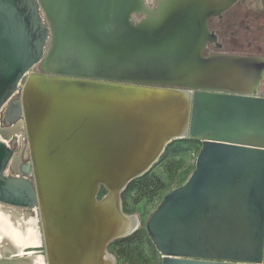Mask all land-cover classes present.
Masks as SVG:
<instances>
[{
    "label": "bare ground",
    "instance_id": "bare-ground-1",
    "mask_svg": "<svg viewBox=\"0 0 264 264\" xmlns=\"http://www.w3.org/2000/svg\"><path fill=\"white\" fill-rule=\"evenodd\" d=\"M60 1L55 0L56 8ZM234 1L139 0L132 13L146 14L153 23L148 25L147 18L136 28L148 26L147 32L167 37L141 50L134 45L142 40L132 35L129 22L123 21L129 0H114V6L112 0H66L79 52L75 58L56 48L52 55L44 54L29 72L21 92L23 105L28 101L31 109L30 116L26 114V146L46 264H86L94 249L100 264H116L104 244L130 235L140 224L136 216L122 211L123 181L138 168L143 167L137 175L146 172L160 147L175 138H188L189 89L62 73H86L89 67L131 73L142 63L147 67L155 62L161 76L145 79L264 97L257 92L264 77V57L212 53L207 58L200 54L203 59L199 61L206 18ZM169 32L172 34L167 36ZM145 55L152 57L147 63L141 62ZM80 88L87 94L105 92L107 99L85 106L81 112L58 107L55 115L35 113L36 107L44 108L55 94H61L64 103L75 101V90L80 92ZM204 101L205 107H211L208 99L201 103ZM101 188L105 194L98 199Z\"/></svg>",
    "mask_w": 264,
    "mask_h": 264
},
{
    "label": "water",
    "instance_id": "water-1",
    "mask_svg": "<svg viewBox=\"0 0 264 264\" xmlns=\"http://www.w3.org/2000/svg\"><path fill=\"white\" fill-rule=\"evenodd\" d=\"M138 3L139 0H129L124 22H129V15ZM73 19L66 0H61L58 8L55 0H0V112L5 111L4 120L13 123L9 127H0V202L37 209L30 152L23 150V138L28 139L26 114L30 116L31 109L27 100V105H23L21 92L29 72L44 56L50 31L53 44L48 55L56 48L75 58L79 46L73 40ZM151 22V19L147 21L148 24ZM129 26L135 33L132 35L142 40L135 43L136 49H145L167 38L157 37L145 27H132L130 22ZM171 34L169 32L167 36ZM202 49L198 51L199 61L203 59L200 56ZM148 56L145 55L141 62H149L152 57ZM143 64L131 72L134 74L106 67H89L86 73L62 74L182 86L191 91L185 117L186 134L189 139L201 141L194 169L183 184L163 196L145 223L148 237L162 256L161 264H264V97L234 89L148 80L145 77L161 76V69L155 62L147 67ZM238 70L245 71L243 67ZM75 92V101L64 103L63 96L55 94L44 108L36 107L35 113L55 115L58 107L81 112L85 106L97 105L108 96L105 92L87 94L82 88ZM207 99L211 107H205V101L201 103ZM14 134L21 136L20 150L16 154L6 145ZM164 148L156 151L147 171ZM27 156L29 160L19 169L18 163ZM8 168L16 176H8ZM141 168L125 178V185L141 176L136 174ZM107 245L104 244V249ZM98 257L94 249L87 263L100 264ZM35 259L31 254L18 255L0 258V264H35Z\"/></svg>",
    "mask_w": 264,
    "mask_h": 264
},
{
    "label": "rangeland",
    "instance_id": "rangeland-1",
    "mask_svg": "<svg viewBox=\"0 0 264 264\" xmlns=\"http://www.w3.org/2000/svg\"><path fill=\"white\" fill-rule=\"evenodd\" d=\"M149 7L155 8L152 4H149ZM132 12L128 18L132 27H137L139 22L148 18L146 14L134 18ZM44 19L50 24L46 14ZM207 25L209 30L215 33L222 47L208 45V49L202 53L204 58L211 51L264 57L255 52L258 47L264 50V0L260 5H255L254 2H249L246 6L237 3L221 15L209 18ZM145 28L147 29L148 26ZM52 44L53 34L50 31V41L44 54L50 52ZM257 92L264 95V79L258 86ZM23 139L25 143L23 150L27 153L26 138ZM15 148L20 150L19 143ZM200 148L201 141L198 139H173L165 146L161 156L149 171L125 185L120 192L122 211L136 216L140 224L138 229L130 235L119 237L108 243L106 250L113 255L116 264H161L162 256L148 237L145 223L163 196L187 180L194 169ZM22 160L27 161L29 157ZM104 194L105 190L101 188L97 198L100 199ZM36 215L39 217L38 209ZM40 248L45 258L44 246Z\"/></svg>",
    "mask_w": 264,
    "mask_h": 264
},
{
    "label": "flooded vegetation",
    "instance_id": "flooded-vegetation-1",
    "mask_svg": "<svg viewBox=\"0 0 264 264\" xmlns=\"http://www.w3.org/2000/svg\"><path fill=\"white\" fill-rule=\"evenodd\" d=\"M261 1L262 0H235L228 8L224 9L220 13L207 17L205 20L206 34L203 37V44L201 45V48L203 47V49L201 50V56L203 51L208 49V45H215L216 48L222 47L215 33L211 32L208 28L207 20L209 18L221 15L223 12L235 6L237 3H242L244 6H246L249 2H254L255 5H260ZM141 14L143 13L133 15L134 18H136ZM142 22L143 21L139 22L138 25H141ZM190 41H193V38ZM191 44L192 43H190V45ZM212 53L239 55L226 52L211 51L208 53V56ZM5 114V111L0 112V127H9L13 125V123H7L4 120ZM20 138V135L14 134L11 135L6 141V145L14 152V154L18 153V150L15 148V146L17 143H19L20 146ZM25 162L26 161L21 160V162L18 163V168L21 169ZM7 171L8 176H16V174L13 173L12 169L8 168ZM36 210V208H26L0 202V258H14L18 255L31 254L36 258L35 264H46L44 254H41L43 250L40 247L42 245L44 246V243L41 233L40 220L36 215Z\"/></svg>",
    "mask_w": 264,
    "mask_h": 264
},
{
    "label": "trees",
    "instance_id": "trees-1",
    "mask_svg": "<svg viewBox=\"0 0 264 264\" xmlns=\"http://www.w3.org/2000/svg\"><path fill=\"white\" fill-rule=\"evenodd\" d=\"M257 55H264V50L261 49V47H258V49L255 51ZM130 184V183H129ZM129 186V185H128Z\"/></svg>",
    "mask_w": 264,
    "mask_h": 264
}]
</instances>
